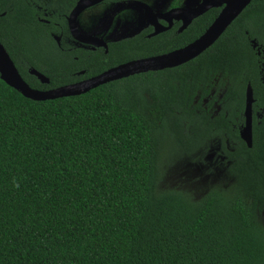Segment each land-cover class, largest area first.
<instances>
[{"label": "trees", "instance_id": "trees-1", "mask_svg": "<svg viewBox=\"0 0 264 264\" xmlns=\"http://www.w3.org/2000/svg\"><path fill=\"white\" fill-rule=\"evenodd\" d=\"M16 3L0 0L2 43L25 39ZM220 12L179 34L135 39L93 75L181 49ZM248 38L264 50V0L198 58L80 96L35 101L0 76V264H264V114L252 148L234 126L248 84L257 99L264 89V60ZM6 50L31 88L57 85L28 72L45 56ZM210 153L226 156L215 158L220 183L195 194L162 184L177 162Z\"/></svg>", "mask_w": 264, "mask_h": 264}, {"label": "flooded vegetation", "instance_id": "flooded-vegetation-1", "mask_svg": "<svg viewBox=\"0 0 264 264\" xmlns=\"http://www.w3.org/2000/svg\"><path fill=\"white\" fill-rule=\"evenodd\" d=\"M157 1L159 17L153 24L154 20L150 21L143 17L142 12L145 10L144 8L140 9V4L153 8L156 6V0H18L16 4L19 5L20 9L18 8L16 12L21 13L20 17L23 19L17 22L16 28L21 33H26L23 35L25 39L21 41L20 37H3L4 43H1L6 49L11 48L17 53L26 52L31 55L45 56L46 60L40 59L38 61L41 69H38L36 64L35 67L30 66L28 72L37 78L43 88L51 86V76L54 79L57 76L59 80H57V85L54 88L39 91L46 92L64 86L80 84L102 74L93 75V71L102 62L104 65L110 63L112 55L114 58L118 56V54H114L115 51L120 47L131 46L133 40L141 37L146 39L157 38L167 33H182L180 32L182 21L176 18L174 12L185 7L191 8L195 5L192 4L194 2L198 4V0ZM171 11L172 14H169ZM1 15L4 16L6 13ZM165 15L167 16L164 17ZM141 25L142 28L139 29ZM156 29H162L163 32L154 35ZM4 32L7 33L8 31ZM248 39L259 57L264 60V50L260 43L256 39ZM160 41H164V36L161 37ZM151 57L155 56L132 58V60L118 66ZM118 66L109 67L108 70ZM33 70L47 78L49 83L42 82L32 74ZM259 78L264 87V61L260 65ZM249 86L252 87L254 94L252 105L254 131L255 123L260 125L263 119L264 107L260 101V96L262 93L264 94V89L261 90L257 99L253 86L249 83L247 89ZM246 93L245 109L241 119L237 124H234L240 133V137L241 131L244 130L247 123L245 115ZM230 144L231 141H227L228 149H230ZM222 158L225 160L226 156Z\"/></svg>", "mask_w": 264, "mask_h": 264}, {"label": "water", "instance_id": "water-1", "mask_svg": "<svg viewBox=\"0 0 264 264\" xmlns=\"http://www.w3.org/2000/svg\"><path fill=\"white\" fill-rule=\"evenodd\" d=\"M255 0H198V4L192 3L191 8H183L174 12L178 20L182 21L180 32H183L197 18L203 16L212 9H221L220 14L205 31V33L193 43L184 48L160 56L148 59L132 61L116 68L110 69L99 76L76 85L60 87L51 91H39L31 88L20 75L13 59L0 41V76L1 79L10 87L17 90L24 97L35 101L56 100L59 98L80 96L88 93L98 86L129 78L137 74L150 71H162L182 66L210 49L227 31V29L238 19L246 8ZM155 7L149 8L145 4H140V9L144 8L143 17L153 21L158 16V1ZM172 14V11L169 13ZM165 15L164 17H166ZM142 28V25L139 29ZM167 30V29H166ZM163 32L156 29L154 35ZM256 47V46H254ZM32 74L37 76L42 82L49 83L48 79L36 70ZM246 127L241 131V138L249 148L253 147V126H252V105L254 94L251 86L246 93Z\"/></svg>", "mask_w": 264, "mask_h": 264}, {"label": "rangeland", "instance_id": "rangeland-1", "mask_svg": "<svg viewBox=\"0 0 264 264\" xmlns=\"http://www.w3.org/2000/svg\"><path fill=\"white\" fill-rule=\"evenodd\" d=\"M215 158L224 163L222 156L210 153L207 163H193L190 160L177 162L167 170L163 185L188 190L189 192H206L213 184H218L225 177V172L216 164ZM219 165V166H218Z\"/></svg>", "mask_w": 264, "mask_h": 264}]
</instances>
